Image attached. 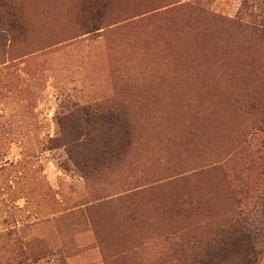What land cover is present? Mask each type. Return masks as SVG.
<instances>
[{"label": "rangeland", "instance_id": "obj_1", "mask_svg": "<svg viewBox=\"0 0 264 264\" xmlns=\"http://www.w3.org/2000/svg\"><path fill=\"white\" fill-rule=\"evenodd\" d=\"M44 1L0 0V264H264V0Z\"/></svg>", "mask_w": 264, "mask_h": 264}, {"label": "trees", "instance_id": "obj_2", "mask_svg": "<svg viewBox=\"0 0 264 264\" xmlns=\"http://www.w3.org/2000/svg\"><path fill=\"white\" fill-rule=\"evenodd\" d=\"M10 24H0V44L2 43V41L6 40V38L8 37L9 33H10V27L8 26ZM99 121L101 122V120L99 119ZM100 129H102L105 132L108 131H116V128H118V130L120 129V125L118 124L117 121H115L113 123V125L111 124L112 129L111 130H105L103 124L101 123V125L99 126ZM247 246H250L249 248H245L243 250V252L237 256L240 257L238 259V261H236L235 263H230V264H251L254 262L256 256H257V252L254 250L252 242L254 241V238L252 237H246L245 239ZM236 256V254H234ZM225 261V259L222 257L221 251L218 249L216 252L211 254V257L209 259H207L205 261V264H228V262H223Z\"/></svg>", "mask_w": 264, "mask_h": 264}, {"label": "bare ground", "instance_id": "obj_3", "mask_svg": "<svg viewBox=\"0 0 264 264\" xmlns=\"http://www.w3.org/2000/svg\"><path fill=\"white\" fill-rule=\"evenodd\" d=\"M51 1H52V0H51ZM53 1H56V2L54 3ZM53 1H52V3H53V4H56L57 1H59V0H53ZM67 1H68V0H65V4H66ZM44 2L46 3V0H45ZM48 2L50 3V1H48ZM62 2H64V0H63ZM42 3H43V2H42ZM62 4H63V3H62ZM65 4H64V5H65ZM67 4H68V3H67ZM67 4H66V5H67ZM44 5H45V4H44ZM66 5H65V6H66ZM57 6H59V3L57 4ZM43 8H44V7H43ZM47 8L49 9V7H47ZM44 10H45V9H44ZM45 11H46V10H45ZM49 11H50V10H48V13H49ZM52 11H53V10H52ZM53 12H54V11H53ZM45 13H46V14H45ZM45 13H44V14H45V17H46V15H47L48 13H47V12H45ZM57 13H59V12H57ZM51 14H52V13L50 12V15H51ZM52 15H54V14H52ZM55 15H56V12H55ZM55 15H54V16H55ZM49 17H51V16H49ZM49 17H48V15H47V18H49ZM54 18H55V17H54ZM199 49H200V48H199ZM201 50H202V49H201ZM203 51H204V50H203ZM200 52H201V51H200ZM205 52H207V51L205 50ZM210 53H211V52H210ZM210 53H209V54H210ZM197 54H199V53H196V56H197ZM205 54H206V53H205ZM211 54H212V53H211ZM200 55H201V54H200ZM201 56H202V55H201ZM201 56H200V57H201ZM203 56H204V53H203ZM203 56H202V58H205V56H204V57H203ZM207 56H208V55H206V57H207ZM213 56H214V53H213ZM210 57H211V56H210ZM214 57H215V56H214ZM211 58H212V57H211ZM211 58H209V59H211ZM199 59H200V58H198V56H197L196 61H198ZM201 60H202V59H201ZM205 60H206V59H205ZM205 60H204V61H205ZM207 60H208V59H207ZM213 60H215V59L213 58ZM199 61H200V60H199ZM202 62H203V60H202ZM211 62H212V60H211ZM213 62H214V61H213ZM195 63H197V62H195ZM208 63H209V62H208ZM205 64H207V63H205ZM213 64H214V63H213ZM203 65H204V64H203ZM196 66H197V64L195 65V67H196ZM199 66H200V65H199ZM205 66H206V65H205ZM211 66H212V65H211ZM195 67H194V68H195ZM201 67H202V66H201ZM208 67L211 69V67H210L209 65H208ZM208 67L206 66L207 70H208ZM213 67H214V65H213ZM223 67H225V66L223 65ZM196 68L198 69V67H196ZM196 68H195V69H196ZM206 68H205L204 75H205V73H206ZM210 69H209V70H210ZM212 69H213V68H212ZM212 69H211V70H212ZM203 70H204V69H203ZM198 71L201 72L200 70H198ZM225 71H226V70H225ZM208 72H209V71H208ZM208 72H207V73H208ZM210 73H211V71H210ZM210 73H209V74H210ZM213 73H214V72H213ZM200 74H202V72H201ZM202 75H203V74H202ZM209 76H210V75H209ZM205 77H206V76H204V79H205ZM211 77H212V76H211ZM213 77H214V76H213ZM206 78H207V77H206ZM202 79H203V78H202ZM216 79H217V78H216ZM206 80H207V79H206ZM209 80H211V79L209 78ZM209 80H208V81H209ZM217 80H218V79H217ZM217 80H216V81H217ZM216 81H215V82H216ZM206 82H207V81H206ZM217 82H219V81H217ZM217 82H216V83H217ZM209 83H210V82H209ZM209 83H208V84H209ZM212 84L214 85L213 82H212ZM204 85H205V83H204ZM213 85H212V86H213ZM208 87H210V86L208 85ZM215 87H216V86L214 85V88H215ZM207 90H208V89H207ZM209 90H210V88H209ZM211 90H212V88H211ZM216 90H217V88H216ZM203 91H204V90H203ZM212 91L215 92L214 89H213ZM205 92H206V88H205ZM210 92H211V91H210ZM210 92H209V93H210ZM209 93H208V94H209ZM205 94H206V93H205ZM209 95H210V94H209ZM211 95H212V94H211ZM214 95H215V94H214ZM221 95H222V94H221ZM204 96H205V95H204ZM207 96H208V95H207ZM207 96H206V97H207ZM218 96H219V93H218ZM212 97H213V96H212ZM214 97H215V96H214ZM203 98H204V97H203ZM203 98H202V99H203ZM207 98H208V97H207ZM209 98H210V97H209ZM218 98H220V97H218ZM223 98H224V97L222 96L221 99L223 100ZM216 99H217V98H216ZM164 100H165V99H164ZM218 100H219V99H218ZM171 101H172V100H171ZM171 101H170V102H171ZM165 102H166V100H165ZM165 102H164V103H165ZM174 102H175V101L173 100V104H175ZM179 102H181V101L179 100ZM209 103H210V102H209ZM220 103H221V102H220ZM166 104H167V103H166ZM176 105H178V104L176 103ZM213 118H214V117H213ZM213 118H212V119H213ZM215 118H216V117H215ZM215 118H214V119H215ZM209 120H210V119H209ZM217 120H218V118H217ZM223 121H224V120H223ZM213 122H214V120H213ZM218 122H219V121H217V123H218ZM211 123H212V122H211ZM211 123H210V124H211ZM214 124H215V123H214ZM214 124H212V125H214ZM215 126H216V125H215ZM220 126H221V125H220ZM218 127H219V126H218Z\"/></svg>", "mask_w": 264, "mask_h": 264}]
</instances>
